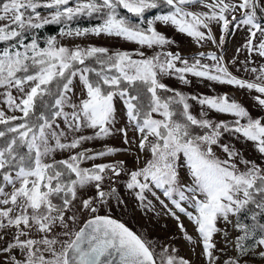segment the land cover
Instances as JSON below:
<instances>
[{
    "label": "snow or ice",
    "instance_id": "6c2138e0",
    "mask_svg": "<svg viewBox=\"0 0 264 264\" xmlns=\"http://www.w3.org/2000/svg\"><path fill=\"white\" fill-rule=\"evenodd\" d=\"M154 9L166 11L146 18ZM93 15L101 21L95 26H71L76 18ZM213 22L224 33L233 25L245 28L243 47L264 58L262 0H0V97L13 113L0 109V264H191L176 248L157 246L100 214L113 199L124 203L117 188L105 190L122 174L128 177L124 187L142 207L154 210L151 195L177 221L184 238L202 248L206 264H221L217 252L225 253L228 246L235 254L222 264L264 261V163L222 142L225 133L240 134L264 157V117L254 118L228 94L187 96L163 82L175 76L187 85L190 73L254 90L259 94L254 100L264 108V64L249 68L250 61H244L243 70L255 74L246 80L212 51L197 53L190 63L180 52L164 51L174 41L156 27L173 26L201 46L222 45L225 38L217 41ZM46 25H60L62 38L104 35L140 47L70 48L57 35L41 46L37 32ZM205 58L213 63H202ZM117 99L128 121L119 128ZM190 100L200 106L198 115ZM211 111L233 119L213 120ZM129 129L138 136L130 137ZM115 134L129 147H84ZM133 144L137 162L141 153L150 154L142 167L127 169L123 160L83 166L100 157L132 154ZM65 152V158L56 159ZM178 213L196 226L195 239ZM229 226L240 234L232 238ZM217 234L224 248H217Z\"/></svg>",
    "mask_w": 264,
    "mask_h": 264
},
{
    "label": "rangeland",
    "instance_id": "374dc122",
    "mask_svg": "<svg viewBox=\"0 0 264 264\" xmlns=\"http://www.w3.org/2000/svg\"><path fill=\"white\" fill-rule=\"evenodd\" d=\"M264 2V0H262ZM161 11H156L151 15H147L146 18H151L152 16L159 14ZM43 14H47L44 12ZM237 15H239L237 13ZM231 17H229L230 19ZM101 22V21H100ZM97 24L87 25V26H72L73 28H85V27H93ZM156 27L158 30L163 32L168 38L172 39L174 43L171 46H165L164 51H172V52H180L182 56L189 59L191 63V59L197 53L203 51L207 52H215L218 56L223 57V63L229 67V70L239 78H243L246 80H254L255 74L250 72L244 71L243 62L248 60L250 63L247 65L249 68L251 67H259L261 64H264V58L259 57L255 53L250 54L243 46L247 39V30L245 28H236L234 25L230 26V30L228 33L222 32V25L219 23L213 22L210 27L212 30V34L214 37L219 41L221 35L224 36V43L222 45L212 44L208 42L201 46L195 42V40L191 37H188L186 34L179 33L173 26L162 25L157 23ZM59 30L53 34L39 36L41 46H44V39L50 35H57V39L60 41L61 44L73 48L75 46L80 47H87L88 45H95V46H104L109 47L111 51H118V50H128L132 51L138 47L132 42H127L122 39L114 38V37H107L104 35L101 36H93L88 35L85 37H60L58 35ZM30 33L26 34L27 39L30 40ZM32 35V34H31ZM2 46V45H0ZM240 50L239 52L237 50ZM149 55L152 54V50L144 49ZM160 49H157L159 51ZM233 60L236 61L233 64ZM202 63H209L212 64L213 62L209 59L205 58L202 60ZM177 66L180 67L179 63ZM187 78L191 81L190 84H183L179 79L175 76L165 77L163 82L166 83L169 87L174 88L187 96L192 95H208V96H219L228 94L231 97H234L238 102H240L244 107H246L250 114L254 118L264 117V108L258 106L257 102L254 100L256 95H259L254 90H241L238 89L236 86L230 85H223L217 82L208 81L204 78H198L192 76V74H187ZM76 84V91L79 93L80 85L79 81H74ZM15 95V93H14ZM193 107L192 111L193 114H199L200 106L195 101H189ZM116 108H117V124L116 127H123L125 126L128 121L125 115V107L119 99L116 100ZM0 109L6 111L8 115H12L13 113L7 109V106L3 103V97H0ZM19 115V113H15ZM209 117L213 120H232L233 117L230 114H221L216 113L215 111L209 112ZM243 122V121H242ZM61 127L63 128L64 125L61 122ZM82 134L90 135L92 134V130H84ZM129 136H138V133H134L131 129H129ZM239 136V138H237ZM223 143H231L235 146V148L239 149L243 156L247 159H255L257 163H264V157H261L260 154L255 150L254 144L250 141H246L240 134L236 135H229L227 133L224 134L222 138ZM111 146L116 148H126L129 147L125 145L123 142V138L120 134H115L113 136L100 139V140H93L90 142H86L84 147L90 148L94 151H101L104 149V146ZM138 151L136 145L133 144L130 147V152L132 154H125L123 152L117 153L115 155L107 156V157H100L95 161H87L84 163L83 166L90 167L93 163H109L115 162L119 160H123L125 162V166L127 169L134 170L137 167L143 166V161L145 158H149L150 154L148 153H141V160L137 162L133 155ZM217 154L221 157L224 156L220 149H217ZM68 153H57L56 158H65ZM128 179L127 175L122 174L119 178V181L115 184L107 185V187H115L119 195L124 200L123 204L117 205L116 201L113 199L109 205H106L101 208L100 214H108L111 215L118 220L125 223L129 228L133 231L137 232V234L143 235L149 240L155 242L157 246H171L176 248L177 255L180 257H184L191 261V264H206L205 258L201 255L202 248L197 246L196 244L187 241L183 234L181 233L179 227L177 226V221L167 215L165 210L159 204L157 200H155L151 195L148 196L149 200H152L154 210H149L142 207L139 201L136 199L134 194L127 190L124 187L125 181ZM94 193L89 192L86 195H92ZM161 199H165L161 195ZM166 203H169V207H172L170 202L165 199ZM189 211H192L189 208ZM179 214V213H178ZM180 215V220L183 222V225L187 232L193 236L195 239L197 237L196 226L194 223L188 219L187 216L183 214ZM218 226L224 227L223 223L221 222ZM230 228V236L234 238L235 236L239 235L240 233L236 232L235 230H231ZM217 241V248H224L225 244L223 243L222 237L217 234L215 237ZM234 250L231 246H228L225 253L217 252V255L220 256V261L227 258V256L234 255ZM252 263L261 264L264 261L259 259H254Z\"/></svg>",
    "mask_w": 264,
    "mask_h": 264
},
{
    "label": "trees",
    "instance_id": "16d2710c",
    "mask_svg": "<svg viewBox=\"0 0 264 264\" xmlns=\"http://www.w3.org/2000/svg\"><path fill=\"white\" fill-rule=\"evenodd\" d=\"M156 11L162 12V11H166V9H154V10H150L146 14L151 15V14L155 13ZM98 23H100V19L96 15H93L91 17L81 16V17L76 18L72 22L71 26H87V25H93V24H98ZM60 27H61L60 25H46L43 29L38 30L37 34H38V36L53 34V33L57 32ZM31 34L32 33L29 34L30 37H31ZM0 45H2V44H0ZM166 95H171V93H167ZM0 127H2V126H0ZM56 159H60V158H56ZM242 218H243V216H242ZM245 222L250 223V220H246ZM261 222L264 223V219H262ZM252 264H255V263H252ZM261 264H264V263H261Z\"/></svg>",
    "mask_w": 264,
    "mask_h": 264
},
{
    "label": "water",
    "instance_id": "95a60500",
    "mask_svg": "<svg viewBox=\"0 0 264 264\" xmlns=\"http://www.w3.org/2000/svg\"><path fill=\"white\" fill-rule=\"evenodd\" d=\"M101 215H105V214H101ZM113 217V216H112ZM113 218H115V217H113ZM117 219V218H116ZM122 222V221H121ZM127 226V225H126Z\"/></svg>",
    "mask_w": 264,
    "mask_h": 264
},
{
    "label": "crops",
    "instance_id": "0c3cea01",
    "mask_svg": "<svg viewBox=\"0 0 264 264\" xmlns=\"http://www.w3.org/2000/svg\"><path fill=\"white\" fill-rule=\"evenodd\" d=\"M102 214H104V213H102Z\"/></svg>",
    "mask_w": 264,
    "mask_h": 264
}]
</instances>
